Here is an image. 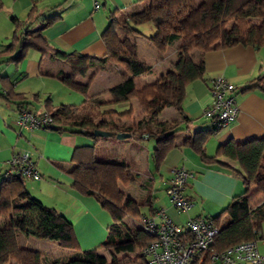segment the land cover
I'll list each match as a JSON object with an SVG mask.
<instances>
[{
    "label": "trees",
    "instance_id": "trees-1",
    "mask_svg": "<svg viewBox=\"0 0 264 264\" xmlns=\"http://www.w3.org/2000/svg\"><path fill=\"white\" fill-rule=\"evenodd\" d=\"M56 17L46 19L51 25ZM20 25L27 24L15 18ZM109 25L102 34L106 53L104 56L82 53H63L52 47L42 32L34 34H14L13 40L4 50L17 53L10 61L19 64L30 49L42 55L61 57L71 67V73L56 75L70 89L88 95L89 88L97 74L110 65L121 64V80L110 88L112 103H128L125 111L105 110L101 106L107 102L95 95L88 96L81 104H61L52 108L51 98L44 100L45 109L54 117V125L59 131L82 133L94 140V144L76 146L70 169L63 163L58 167L73 178L72 187L83 195L94 197L113 219L108 227L106 239L90 249L74 251L68 259H54L51 264H149L141 253L152 241L142 226L135 227L127 219L140 221L142 216H154L156 209L150 206V213L144 214L141 204L134 198H127L120 183L128 182L126 163L99 160L96 145L99 136L95 130H109L131 133L137 139L157 138L152 157L160 165L175 147L190 145L205 163H219L227 158L237 164L232 169L238 175L245 190L235 196L216 216L220 230L210 246L209 254L228 250L246 240L259 239L264 221V137L243 142L230 140L220 144L213 156H207L202 144L195 136H188L182 144H176L177 126L182 121H190L184 109L187 89L197 79L205 80L204 54L210 50L236 45L264 46V0H148L138 11L121 13L109 12ZM149 21L156 31L148 36L156 49L164 53L171 45L181 41L177 47V60L172 67L152 82L143 83L142 78L154 73V65L141 60L138 55L134 34H141L137 25ZM121 32L124 35H121ZM197 50L195 57L193 51ZM93 68L94 72L85 83L79 76H85ZM2 94L21 107H28L25 96L14 91L8 77H1ZM257 88L264 90L263 75L249 82L243 91ZM36 99H38L36 95ZM136 107L139 115L136 117ZM174 108L177 116L171 121L163 119L162 113ZM137 118V119H136ZM128 121V122H127ZM156 127L154 130L152 127ZM214 130H219L214 127ZM214 130L204 131L209 135ZM25 177L17 175L4 178L0 185V218L5 223L0 226V264H44L41 252L19 245L18 231L40 239L57 241L68 249L76 248L77 238L74 225L58 209L44 204L26 188ZM111 250V260L102 253ZM114 253H125L119 258ZM190 264H212L207 254L204 260L197 255Z\"/></svg>",
    "mask_w": 264,
    "mask_h": 264
},
{
    "label": "crops",
    "instance_id": "crops-1",
    "mask_svg": "<svg viewBox=\"0 0 264 264\" xmlns=\"http://www.w3.org/2000/svg\"><path fill=\"white\" fill-rule=\"evenodd\" d=\"M98 1L101 5L99 9H95L94 0H0V179L2 181L8 169L7 161L13 153L23 149L32 150L29 148V145H32L35 150H32L33 160L40 178L30 179L25 184L26 188L35 198L58 209L73 223L77 241L82 249L100 245L106 239L108 227L113 223L111 214L103 209L94 197L83 195L74 189L71 175L58 167V163L61 162L67 169L72 168L73 151L76 146L85 144V140L81 136L78 138L64 136L67 131L57 130L59 124L53 128L35 129L32 132L23 130L22 135L17 134L15 120L19 105L2 94L1 77L10 79L14 91L25 96V102L30 109L38 111L45 109L44 100L47 98H51L53 109L66 104L62 99L59 105L54 106L58 98L56 92H60L61 96L69 95L65 90L68 86L56 76L71 73V67L67 62L61 57L42 55L40 51L30 49L26 58L16 64L10 61V58L17 53L18 46L12 53H5L4 50L12 42L14 34L20 35L26 31L36 34L39 31L45 35L52 47L63 53L104 56L106 47L102 34L110 22L109 12L119 10L125 14L138 11L148 0ZM56 16V21L45 26L46 19ZM15 18L27 20L28 23L20 25ZM137 28L141 34L134 35L143 39H147L156 31L154 25L147 21L138 24ZM121 35L124 33L121 32ZM133 39L137 42L139 51L138 40L134 37ZM145 54L149 56L144 61L149 63L157 59L156 62L159 61L161 64V60H165V54L161 55L155 46L148 47ZM204 61L205 80L197 79L187 89L184 109L190 121L181 122L183 130L178 132L176 144H182L188 136H195L202 144L206 155L213 156L220 144L230 140L243 142L263 138L264 90L257 88L244 92L243 89L258 75H263L264 78V46L236 45L214 49L204 54ZM152 64L155 68V64ZM93 70L91 68L82 77L88 75L89 78ZM220 75L234 84L233 95L239 112L230 125L214 130L211 121L204 116V111L212 102L211 80ZM144 78L146 77L142 80ZM143 81L152 82L148 79ZM35 103H38L39 107H36ZM167 109H170L172 118L177 116L175 109ZM208 130L214 132L204 136L203 132ZM24 134H30V137L25 136L26 140L30 141L29 145L19 139ZM169 154L173 157L168 164L171 168L170 177L172 169L178 165L185 166L193 174L185 189V194L194 203L190 210H179L166 198L157 208L153 207L156 213L164 210L176 223L185 224L190 218L216 216L235 196L245 190L242 179L232 169L237 166L232 160L224 157L219 163H205L190 145L175 147ZM260 233L258 249L264 254V221ZM25 235L29 238L35 237ZM55 243L59 244L57 241H54ZM106 257L108 261L111 260Z\"/></svg>",
    "mask_w": 264,
    "mask_h": 264
},
{
    "label": "built area",
    "instance_id": "built-area-1",
    "mask_svg": "<svg viewBox=\"0 0 264 264\" xmlns=\"http://www.w3.org/2000/svg\"><path fill=\"white\" fill-rule=\"evenodd\" d=\"M95 9L101 7L94 0ZM212 102L205 109L204 116L217 129L230 125L237 117L239 106L233 92L235 86L222 75L211 80ZM54 117L43 109L33 110L21 107L18 110L15 125L18 134L23 130L32 132L35 129H47L53 125ZM8 169L3 178L20 174L27 179H39L40 173L33 160V153L21 150L13 153L7 161ZM193 176L183 165L172 169V176L166 189L170 201L179 210H190L194 203L185 194L186 185ZM141 226L152 236V241L141 252L149 264H190L200 255L204 260L208 254L212 264H264V254L258 249V240L242 241L228 250L209 254V249L220 228L210 217L190 218L185 224H179L170 219L160 210L154 216H142Z\"/></svg>",
    "mask_w": 264,
    "mask_h": 264
},
{
    "label": "rangeland",
    "instance_id": "rangeland-1",
    "mask_svg": "<svg viewBox=\"0 0 264 264\" xmlns=\"http://www.w3.org/2000/svg\"><path fill=\"white\" fill-rule=\"evenodd\" d=\"M202 0H198L201 2ZM149 22V21H147ZM135 39L138 40L139 44V51L138 55L141 60L148 59L149 54H145V50L150 47L154 46V44L149 39H143L138 35L133 36ZM181 43V41L176 42L174 45H171L168 50L164 53L165 54V62L161 60V64L159 61L151 60L150 63L155 64L154 73L151 75L146 76L145 80L154 81L159 77L162 73L167 71V69L171 68L173 63L177 60V47ZM193 55L197 57L198 51L194 50ZM155 58V57H154ZM153 59V58H150ZM163 62V63H162ZM157 65V66H156ZM124 70V66L121 64H114L110 65V67L106 70L100 71L96 78L90 85L88 95H85L81 92L74 91L65 87V89L69 95L63 94L61 96L60 92L58 93L57 102H54V106L59 105L60 100H64L66 104H80L84 100L88 98V96L93 97L95 95H99L100 98L105 100L107 103L101 106V112L105 110H118L120 112L125 111L129 108L128 103H112L109 102V99H112V94L110 92V88L113 87L116 83H119L121 80L120 72ZM94 72V71H92ZM91 73V71H90ZM88 77V75H87ZM87 77L79 76L77 79L79 81H87ZM143 79V80H144ZM142 80V81H143ZM146 81H143L145 83ZM56 104V105H55ZM36 107H39L38 103H35ZM174 108H171L173 110ZM139 110L136 107V117L140 116ZM170 109H166L161 117L168 121H171L173 118L170 116ZM137 119V118H136ZM14 122V121H13ZM128 122V121H127ZM178 128L183 127L182 125H178ZM154 130L157 128L154 126L152 127ZM18 134V129H17ZM25 136L30 137V134H24L23 136L19 137L24 143L28 144ZM64 136H81L85 140V144H94V140L82 133H73V132H65ZM80 144V145H85ZM157 144V138L151 137L149 139H137L135 137H128L119 139L116 135L112 136H99L98 143L96 145V156L99 160H112L118 163H126L128 165V172H129V180L128 182L120 183V188L124 191L126 195V199L131 197L136 199L141 204V210L144 214L148 215L150 213L149 209L150 206L157 208L159 204H161L165 198L170 200V197L167 194V187L168 181L171 178L170 174V167L168 164L172 160V156L168 153L165 160L160 164L157 165L152 157L153 149ZM32 150L34 147L29 145ZM29 150L30 149H23ZM35 151V150H34ZM33 153V152H32ZM195 154V153H194ZM38 156V154H36ZM196 155V154H195ZM189 167V164H188ZM30 179H25V184L28 183ZM1 181V179H0ZM6 219L5 217L0 218V226L4 225L3 220ZM127 222L135 227L141 226L140 221H134L133 219L128 218ZM18 242L21 247L36 250L42 253L44 256V264H51L55 258L65 260L71 256L73 251H80L85 250L81 248V244L77 241L76 248L68 249L60 246L59 244L55 243L50 239H40L37 237H27L25 233L21 230L18 231ZM84 245V244H83ZM96 247V246H94ZM91 247V248H94ZM90 249V248H87ZM72 252V253H71ZM111 250H102V253L108 256L111 259ZM119 258L125 256V253H114ZM51 260V261H50ZM50 261V263L48 262ZM9 264H17L16 262L12 261Z\"/></svg>",
    "mask_w": 264,
    "mask_h": 264
},
{
    "label": "water",
    "instance_id": "water-1",
    "mask_svg": "<svg viewBox=\"0 0 264 264\" xmlns=\"http://www.w3.org/2000/svg\"><path fill=\"white\" fill-rule=\"evenodd\" d=\"M94 134L96 136L103 137V136H112L114 133L112 131H109V130H95ZM116 136L119 139H123V138L131 137V133L119 132V133L116 134ZM17 177H20V174H17Z\"/></svg>",
    "mask_w": 264,
    "mask_h": 264
}]
</instances>
